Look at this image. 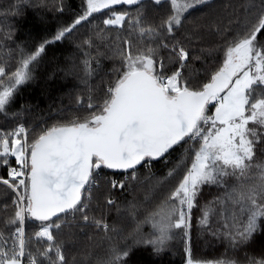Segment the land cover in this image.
Here are the masks:
<instances>
[{
    "label": "snow or ice",
    "instance_id": "6c2138e0",
    "mask_svg": "<svg viewBox=\"0 0 264 264\" xmlns=\"http://www.w3.org/2000/svg\"><path fill=\"white\" fill-rule=\"evenodd\" d=\"M12 7V19L65 12L64 0ZM85 24L90 35L71 41ZM18 31L0 28V264H130L138 247L161 255L177 245L184 264H264V0H80L38 43ZM64 41L83 59L61 71L85 93L71 118L28 124L32 105L15 108L21 92ZM101 57L117 64L92 84ZM141 169L143 202L156 203L138 219L141 204L113 193L143 184ZM194 210L198 234L224 246L219 257L194 253Z\"/></svg>",
    "mask_w": 264,
    "mask_h": 264
},
{
    "label": "trees",
    "instance_id": "16d2710c",
    "mask_svg": "<svg viewBox=\"0 0 264 264\" xmlns=\"http://www.w3.org/2000/svg\"><path fill=\"white\" fill-rule=\"evenodd\" d=\"M16 2L18 1L0 0V28H4V26L9 23L14 24L15 27L19 29L17 40L27 42L29 46L38 43L46 36H50L61 24L68 21L79 10L80 5V0H64L65 12L63 15L56 11L28 9L23 18L18 17L12 19V11H14L12 6H14ZM35 2L38 3L39 0H35ZM213 2L215 5L219 6L228 3L229 0H213ZM231 2L236 5L238 0H231ZM48 3L51 5L54 3L58 4L59 2L57 0H48ZM201 15L202 12L200 10L193 12L194 17H199ZM200 22L203 23V21ZM116 34L117 33L114 31L112 33L113 37H115ZM71 41L77 42L74 34ZM71 41H64L63 43L50 46L47 56H45L37 69V79L23 88L21 97L15 108H18L20 104L32 105L31 111L26 112L23 117L28 124L40 123L41 120H46L49 123L53 120L60 119L61 116H69L66 113L75 112L76 110L74 103L75 95L77 93H85L84 87L79 84V81L75 77L65 76L64 72L61 71V69L67 66L70 60L79 63L80 60L83 59L81 54L77 52L75 43ZM101 51H107V49L101 47ZM93 55H95V51H93ZM108 55H111V53L109 52ZM101 64L102 71L100 75L96 76L91 81L92 84L100 83L101 78L104 77V73L116 65L117 61L101 57ZM80 114L82 115L81 112ZM5 123L6 121L4 118L0 116V124ZM7 123L11 124V120ZM172 159H175V154H173ZM111 171L112 170H105V174H110ZM166 171L167 168L162 161L153 162L152 172H154L157 177ZM140 175L141 180L144 181L143 184H137L135 189H129L123 192L115 190L113 193L118 203L121 205H126L127 202L133 200L141 204L138 219L141 218L143 214H146V209L150 210V207L153 208L156 203L155 200L143 202L150 185L147 180L144 179L148 176L147 170L141 169ZM132 191H134V194H132ZM215 194L216 189H206L205 195L208 199H211ZM111 215L115 218L116 212L113 211ZM198 217L199 212L194 210V227L192 232L194 253L202 258H217L224 252V246L220 241L214 240L206 234H198ZM132 221L135 222L131 218L127 220V230L132 228ZM144 230L146 232L150 231V226L147 224L144 225ZM81 248L82 245L78 246L76 249L72 250L71 254L77 255V258L79 259ZM102 251V247L94 249L96 254H101ZM130 264H184V254L182 247L179 245L173 247L169 251H165L161 255L154 254L150 248L138 247L130 257Z\"/></svg>",
    "mask_w": 264,
    "mask_h": 264
},
{
    "label": "rangeland",
    "instance_id": "374dc122",
    "mask_svg": "<svg viewBox=\"0 0 264 264\" xmlns=\"http://www.w3.org/2000/svg\"><path fill=\"white\" fill-rule=\"evenodd\" d=\"M16 1H18V0H16ZM57 1L59 2V0H57ZM17 3H18V2H16V4H17ZM94 23H99V20L94 21ZM90 28H91V25H87V24H85L84 26L79 27L78 31H76V32L74 33L77 42H80L81 40L87 38L88 35H90ZM67 62H68V61H67ZM81 113H82V115L84 114V113H83V110L81 111ZM66 114L69 115V116H67V118H71V116L74 114V112L66 113ZM55 121H56V120H53V121H51V122H49V123H52V122H55ZM132 194H134V191H132ZM151 208H152V207H150V210H151ZM146 210L148 211L149 209H146ZM143 216H144V214H143V215L141 216V218H139V219H142ZM132 223H133V226H134V225H135V222L132 221ZM133 226H132V228H133ZM132 228H130V229H128V230L130 231Z\"/></svg>",
    "mask_w": 264,
    "mask_h": 264
}]
</instances>
